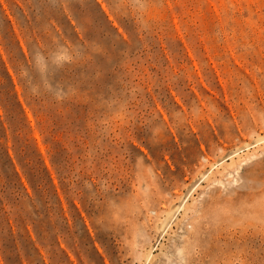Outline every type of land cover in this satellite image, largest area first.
<instances>
[{"label":"rangeland","instance_id":"rangeland-1","mask_svg":"<svg viewBox=\"0 0 264 264\" xmlns=\"http://www.w3.org/2000/svg\"><path fill=\"white\" fill-rule=\"evenodd\" d=\"M0 264H264V0H0Z\"/></svg>","mask_w":264,"mask_h":264}]
</instances>
